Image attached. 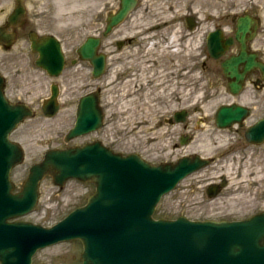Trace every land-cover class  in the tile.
Masks as SVG:
<instances>
[{"label": "rangeland", "instance_id": "rangeland-1", "mask_svg": "<svg viewBox=\"0 0 264 264\" xmlns=\"http://www.w3.org/2000/svg\"><path fill=\"white\" fill-rule=\"evenodd\" d=\"M26 1L28 4L44 3L42 9L50 8V11H45L49 13L45 29H51L65 38L68 66L60 77L49 76L35 65V54L24 36L10 49L0 46V71L6 77L7 97L13 102L32 105L36 112L33 118L21 123L11 136L23 145L26 152L25 162L12 173L17 188L26 178L29 167L40 161L46 150L101 139L118 152H136L155 164L176 161L183 155L194 153L217 158L212 165L187 177L175 190L165 195L157 206L155 217L172 219L185 215L193 219H241L264 210V143L253 145L244 137L247 126L264 115V85L258 88L250 80L245 90L234 96L228 90L221 68L222 58H210L206 45L211 30L222 27L225 36L234 35L237 16L249 14L260 21L258 34L251 44L264 58V0H229L227 5L221 3L203 7L190 3L176 23L182 26L185 34L193 33L194 40H199V46L196 45L192 51L183 38L181 48L186 50L181 53L185 56L178 55L177 58L160 54L157 51L159 47L153 53H144L143 46L147 42L142 44L138 39L119 46L117 39L132 38L135 31L141 28L145 0H138L137 7L126 21L105 37L102 47L108 55V68L97 79L92 76L88 61L74 65L71 60L76 55L75 48L89 33L99 34L104 29L107 14L118 8L119 0ZM71 5L76 6L72 16ZM10 10V0H0V24ZM28 13L32 15L31 10ZM188 16L195 19L193 29L187 26ZM169 36V33L164 34L162 41ZM237 51L238 44L235 43L225 56ZM193 62H198L194 68ZM130 64L136 69H133L134 75L120 81V76ZM177 66L179 69L176 72L174 69ZM161 67L172 68L177 73V88L167 84L165 78L170 75L161 74ZM157 78L160 80L153 81ZM53 82L61 86V108L56 116L47 117L42 112L41 102L50 95ZM181 82L183 87L180 86L179 90ZM98 87L102 89L104 127L66 143L64 136L75 122L79 97ZM233 101L251 107L249 118L242 126L218 129L214 121L216 109ZM182 108L188 110L185 123L169 124L174 112ZM183 132L191 135L187 145L179 141ZM223 181L226 182L224 196L210 200L208 185ZM94 191V184L75 179L69 180L65 188L60 189L48 176L41 184V198L35 212L20 219L54 224L76 207L84 205ZM82 250V243L78 240L59 243L40 250L34 256L33 264H75Z\"/></svg>", "mask_w": 264, "mask_h": 264}, {"label": "water", "instance_id": "water-1", "mask_svg": "<svg viewBox=\"0 0 264 264\" xmlns=\"http://www.w3.org/2000/svg\"><path fill=\"white\" fill-rule=\"evenodd\" d=\"M18 1L13 18L24 8ZM137 0H120L116 12L109 13L104 35L120 24L136 6ZM190 28L194 17H188ZM236 38L240 43L237 55L222 61L225 76L232 92L243 88L245 78L254 69L264 76V62L249 50L258 21L240 16L236 21ZM14 36L0 27V41ZM33 49H38L31 36ZM45 40L42 39V41ZM50 40L47 38L45 42ZM41 48L37 63L53 76L61 73L64 56L57 41H49ZM234 43L226 39L222 30L212 32L208 47L213 57L219 58ZM101 38L88 37L78 48L80 59L94 67L93 75L101 76L106 68V55L99 53ZM243 65V69L240 66ZM5 78L0 72V264H31L38 249L52 243L80 238L84 243L81 254L84 264H264V212L241 221H194L185 216L176 220L153 217L161 197L174 189L188 174L207 166L211 160L198 154L179 158L174 163L154 165L139 154L123 155L114 152L100 141L66 149H51L44 159L34 164L22 189L14 193L11 170L24 159L22 147L10 140V133L34 111L26 103H12L5 96ZM59 88L52 86V95L42 102V109L53 116L59 109ZM250 113L248 107L222 105L216 112L220 127L235 122L243 123ZM103 110L99 92L82 96L78 103L77 120L66 135L69 141L102 125ZM177 121L186 119V111L176 113ZM245 136L248 141H264V118L250 126ZM187 138L181 143L185 144ZM52 176L63 186L69 178L92 181L96 192L85 206L76 208L56 225L46 228L26 221H12L33 210L39 199L41 180ZM210 196L216 194L210 187Z\"/></svg>", "mask_w": 264, "mask_h": 264}, {"label": "bare ground", "instance_id": "bare-ground-1", "mask_svg": "<svg viewBox=\"0 0 264 264\" xmlns=\"http://www.w3.org/2000/svg\"><path fill=\"white\" fill-rule=\"evenodd\" d=\"M229 0H145V7L143 8L142 24L141 28L136 30L132 39H138L143 46L144 53L159 51V53L170 55L171 58H177L178 55L185 56L181 51H185L182 40L185 38L186 46H191L192 51L199 46V40H194V34L191 32L184 33V29L178 23L177 18L182 14L183 10L188 7L190 3L200 5V7L206 5L225 4L227 5ZM221 4V5H222ZM214 8V7H212ZM76 12V6L71 5L70 16ZM169 33L170 36L166 41H162V36ZM184 42V44H185ZM185 46V47H186ZM192 54V52H191ZM147 56V55H146ZM177 56V57H176ZM129 68L132 69L131 64ZM127 67V71L124 74L130 72ZM132 75L130 76V78ZM155 81V79L153 80Z\"/></svg>", "mask_w": 264, "mask_h": 264}, {"label": "flooded vegetation", "instance_id": "flooded-vegetation-1", "mask_svg": "<svg viewBox=\"0 0 264 264\" xmlns=\"http://www.w3.org/2000/svg\"><path fill=\"white\" fill-rule=\"evenodd\" d=\"M10 3H11V10L6 14L4 21L1 24L3 26L7 27V29L9 31L15 32L17 35V40L23 36L27 37L29 40L30 33H33L37 39H40L42 37L47 38L49 35H53V36L57 37V39L60 41L62 48L65 52V55H66V57H68L67 56L68 49L66 48L65 38H63L57 32L52 31L51 29H45V24H47L46 18H48V16H49V13L45 12V11H50V8H49V10L45 9V8L42 9L44 3L41 4L39 2H36V3L28 4L27 1L24 0V5L27 9V12H26L25 18L20 19V18L10 17V14L13 11V8L17 4V2H16V0H10ZM29 10L32 11V15H29V13H28ZM35 23L36 24L38 23L39 26H37L38 24L35 25ZM100 32L102 33V29L100 30ZM29 44H30V40H29ZM2 45L4 47L6 46L5 44H2ZM75 50H76V48H75ZM34 54H35V58H37L39 56L38 53H34ZM176 65H178V64H176ZM178 69H179V67L177 66V68L174 70L177 72ZM160 70H161V72H160L161 74L168 73L170 75V76H166V77H168L167 79L165 78V81L167 82V84L172 85L173 87H176L177 81H179L177 73L174 72L172 70V68L170 70L169 68L166 69L164 67H161ZM158 80H160V79H158V78L155 79V81H158ZM181 80L183 81V79H181ZM249 80H251L254 84H256L259 87H261L262 84L264 85V80L262 79L259 71L253 72L250 75ZM180 86H181V88L183 87L182 82H181V85H179V90L181 89ZM79 263H81L80 260L75 264H79Z\"/></svg>", "mask_w": 264, "mask_h": 264}]
</instances>
